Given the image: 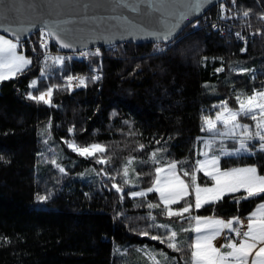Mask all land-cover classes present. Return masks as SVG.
<instances>
[{"label": "trees", "instance_id": "trees-1", "mask_svg": "<svg viewBox=\"0 0 264 264\" xmlns=\"http://www.w3.org/2000/svg\"><path fill=\"white\" fill-rule=\"evenodd\" d=\"M208 13L259 35L244 44L208 35L199 19L170 44L125 42L78 57L52 43L56 53L48 58L37 41L40 33L31 37L35 44L24 52L32 63L0 81V264H155L141 249L160 264H186L195 237L189 217L244 218L264 202V195L240 199L246 193L239 191L196 209L190 187L186 199L193 208L178 217L165 214L157 192L129 195L152 186L155 168L166 161L182 162V176L181 169L192 172L203 139L213 134L202 128L205 116L220 111L214 105L227 101L239 109L237 96L264 90V0H228ZM55 57L64 63H53ZM78 75L88 78L87 86H65L68 76ZM55 85L61 87L54 88L51 106L28 99V93ZM239 119L254 130L250 117ZM72 140L106 146L103 155L110 162L96 163L99 153L79 156L65 143ZM236 145L223 139V147ZM220 147L221 140H214L212 150ZM252 147L250 154L220 157V166H255L264 174V151L257 149L258 140ZM153 152L160 164L151 162ZM133 157L125 184L122 169ZM195 174L200 185L212 184L202 171ZM184 179L191 185L190 176ZM113 184L123 188V197ZM149 202L161 206L149 209ZM183 206L184 201L169 205L173 211ZM171 231L182 251L150 238Z\"/></svg>", "mask_w": 264, "mask_h": 264}, {"label": "snow or ice", "instance_id": "snow-or-ice-1", "mask_svg": "<svg viewBox=\"0 0 264 264\" xmlns=\"http://www.w3.org/2000/svg\"><path fill=\"white\" fill-rule=\"evenodd\" d=\"M147 3L148 0H145ZM118 3L127 7L132 3V0H118ZM171 0H152L149 4V11H164ZM204 4V0H192V3L185 6L184 10L176 13L177 20L186 19L190 13H195ZM134 10L139 11V6L133 4ZM4 7L9 9L11 14L14 8L11 4H5ZM245 17L249 15L247 11L243 13ZM175 27V25H173ZM46 31H43L41 35L49 39L55 38L59 41L60 46L63 48H72L74 45L68 42L66 37L62 33L66 32L61 28L59 24L45 25ZM6 31H12L15 35V42L11 39H7L4 36H0V81L14 78L17 74L22 73L24 69L32 63L30 58L19 54L17 52L20 44L21 36L14 29H6ZM171 29L160 34L162 39H168ZM156 35L157 33H152ZM41 45L44 48L48 47L46 40H41ZM99 54V50L97 53ZM87 55V53H82ZM70 59V58H69ZM53 63H64L63 57H55ZM218 69L217 71H222ZM87 77H67L66 87H72L73 81H77L76 86H87ZM92 79H99V77H92ZM32 87L36 86V81L32 82ZM60 85L49 86L46 90L40 91L38 95L28 93V99L34 100L38 103L43 102L48 105H52V97L54 88H59ZM243 96V98H242ZM236 100L239 104L238 110H233L228 107L227 101L222 102L220 105H214L218 107L220 111L216 113V119L205 116L203 118L202 130L213 133V137L204 143L205 149H211L212 144L217 136L221 138V147L219 151L225 153L223 147V139L228 138L233 140L239 145L233 152L226 154L233 155L240 152H250L249 142L253 140L259 141V148L264 151V90H253L252 94L237 96ZM241 115L250 117L254 122V130L248 124H242L239 122L238 117ZM223 125V130L217 127V124ZM237 129L240 131L237 132ZM69 131H73L70 129ZM68 147L76 152L79 156L90 158L97 157V153L100 156L96 159V163L108 164L111 157H105L103 154L107 151V147L98 143H92L87 146H80L74 140L65 141ZM143 149L144 145H140ZM203 156L205 159L197 160V167L192 172L186 169H181L184 177H191V185L181 178L178 174L177 165L182 162L178 161H166V167H156L155 177L152 181V186L148 187L146 191H132L129 195L133 198L146 197L149 192L159 193V199L163 202V206L166 210L165 214L169 216L182 217L185 213H189L193 208V203L189 202L186 198L194 192V207L199 209L205 204L216 203L223 199V197L230 193H236L243 190L246 195L240 197V199H248L252 197H259L264 195V175H260L258 169L255 166H249L244 168H232L222 170L219 166L218 155L209 156L208 151H204ZM135 158H129L126 165L122 169V176L124 183H129L128 165H130ZM151 162L153 164H160L161 161L157 159V153L151 154ZM55 163V161H53ZM60 171H64L63 168ZM202 171L206 177H208L212 184L211 186H201L197 183L196 172ZM105 175H108L105 172ZM139 175V174H137ZM110 179L115 180V176H110ZM117 192H120L123 197V188L120 185L113 184ZM37 199L41 202L47 199L46 196H38ZM184 201V206L173 211L169 205ZM239 200H237V203ZM160 204L148 203L149 209L160 207ZM149 218L155 221V217L149 213ZM189 219L195 221V227L192 229L197 233L195 241L188 245L191 249L190 261L186 264H264V203H260L256 211L253 212L245 225L239 217H234L230 220L214 219L212 217H189ZM235 225H241L246 227V231L241 232L239 227ZM150 227L162 228L167 230L168 225H158L153 223ZM229 230V233H234L235 238L229 239L226 237V243L222 246L227 251H221V248H217L213 245L212 241L224 230ZM186 230V229H185ZM144 236H149L148 231L140 233ZM177 232L171 231L169 235L162 237L151 235L153 240H159L160 243H167V247L174 251H182L179 243L177 242ZM150 260L155 264H160V261L156 259V256L150 253L147 249H141ZM164 255L165 261L168 260L166 254ZM251 258V260H250Z\"/></svg>", "mask_w": 264, "mask_h": 264}, {"label": "water", "instance_id": "water-1", "mask_svg": "<svg viewBox=\"0 0 264 264\" xmlns=\"http://www.w3.org/2000/svg\"><path fill=\"white\" fill-rule=\"evenodd\" d=\"M227 1L204 0L198 11L177 20L175 14L192 0H171L164 11H149L152 0L147 3L132 0L127 7L121 6L118 0H0V34L15 41L14 33L6 31L14 29L20 34L21 43L41 30L46 31V24H59L66 30L62 35L74 45L63 48L59 41L51 38L64 53L125 42L170 44L212 7ZM5 4L13 6L11 14ZM133 4L139 6V11L134 10ZM168 29H171L169 38L162 39L160 34Z\"/></svg>", "mask_w": 264, "mask_h": 264}, {"label": "built area", "instance_id": "built-area-1", "mask_svg": "<svg viewBox=\"0 0 264 264\" xmlns=\"http://www.w3.org/2000/svg\"><path fill=\"white\" fill-rule=\"evenodd\" d=\"M199 19H201V25H203L206 28V32L208 35H216V36H220V37H229L231 39H233L236 42H240V43H247L248 41L252 40L253 38L257 37L259 35L258 32L256 31H247L244 32V29L242 26H238L235 23L229 21V20H225L219 17H213L212 14L208 13V11L202 15ZM198 19V20H199ZM45 31V30H41L39 33V36L37 37V41L39 43V46L41 47V50L45 56V58H48L50 56H52L53 54H55L56 52L53 50L52 47V39H49L47 37H43L41 35V33ZM38 34V33H37ZM36 35V34H35ZM46 40L48 47L44 48L41 45V40ZM34 40H32V38H29L28 40L21 42L20 43V48L21 50L25 51L27 48L33 47L34 46ZM97 50H99V47H93V48H88V49H82L78 52H76V56L78 57H84L87 56L89 54H96ZM82 53H87V55H82ZM68 54H72V53H68ZM74 77H81V76H74ZM77 85V81H73L72 83V87L71 88H79L82 86H76ZM260 89H263L262 87ZM240 231L244 232L246 231V227L244 226H239ZM226 237H228L229 239L231 238H235V234L234 233H227ZM225 237V240H226Z\"/></svg>", "mask_w": 264, "mask_h": 264}, {"label": "rangeland", "instance_id": "rangeland-1", "mask_svg": "<svg viewBox=\"0 0 264 264\" xmlns=\"http://www.w3.org/2000/svg\"><path fill=\"white\" fill-rule=\"evenodd\" d=\"M0 36H4V35H1L0 34ZM5 38H7L6 36H4ZM7 39H9V38H7ZM13 42H15V41H13ZM17 52L19 53V54H22V55H24V56H26L25 55V52L23 51V50H21V48H20V44H19V46H18V49H17ZM27 57V56H26ZM28 58V57H27ZM29 66V65H28ZM33 81H36V84H37V79L36 80H33ZM32 81V82H33ZM32 82H31V85H32ZM233 110H238V109H233ZM242 116V115H241ZM240 117H238V120H239V122H240V119H239ZM213 120H215L216 119V117L215 118H212ZM241 123V122H240ZM218 125H220V127H218ZM217 127L218 128H220L221 130H223V125L222 124H217ZM240 130L239 129H237V132H239ZM213 137V134H209V135H207L204 139H203V141H202V144H201V146H200V148H199V155H200V158H199V160H203V159H205V157L203 156V152L204 151H208L209 152V156H212V155H218L219 157H222V156H234V155H241V154H250V153H253L254 152V148L252 147V141H250L249 142V148L251 149V151L250 152H240L239 154H233V155H228V154H226V153H228V152H233L234 151V149L235 148H238L239 147V145L237 144L236 146H233V147H224V149H225V153H221L219 150L218 151H213L212 150V147H213V144H212V147H211V149H205V147H204V143H205V141H207V140H209V139H211ZM221 140V138L219 137V136H217L216 138H215V140ZM224 139H228V138H224ZM257 149H259V147H257ZM219 166H220V163H219ZM164 167H166V166H164ZM249 167V166H248ZM220 168L222 169V170H225V168H222L221 166H220ZM238 168H244V167H238ZM229 169H232V168H229ZM177 170H178V174L179 175H181V173H180V171H179V169L177 168ZM130 172H131V168H130V165H128V173H129V176H128V179H130ZM260 174V173H259ZM260 175H264V174H260ZM181 178L182 179H184V177L181 175ZM185 180V179H184ZM186 181V180H185ZM202 186V185H201ZM208 186V185H207ZM211 185H209V187H210ZM203 187V186H202ZM143 191H146V190H143ZM241 191H243V190H241ZM159 194V193H158ZM231 194V193H230ZM256 211V210H255Z\"/></svg>", "mask_w": 264, "mask_h": 264}, {"label": "crops", "instance_id": "crops-1", "mask_svg": "<svg viewBox=\"0 0 264 264\" xmlns=\"http://www.w3.org/2000/svg\"><path fill=\"white\" fill-rule=\"evenodd\" d=\"M262 203H264V202H262ZM258 205H259V204H258ZM258 205H257V206H258ZM257 206L255 207V209H254V210H253L248 216H246V217H244V218H240V220L243 221V222L245 223V225H246V223H247V221H248L249 216H250L253 212H255ZM214 219H219V218H214ZM230 219H232V218H230ZM230 219H223V220L227 221V220H230ZM235 226L237 227V225H235ZM239 226H241V225H239ZM194 227H195V225H194ZM227 233H229V230L225 229L224 232H223L221 235L217 236V237L212 241V243H213V245H214L215 247H217V248H221V251H227V249H225V248L222 247V246L227 242V241L225 240V237H226V234H227ZM196 235H197V233H195L194 241H195ZM250 260H251V258H250Z\"/></svg>", "mask_w": 264, "mask_h": 264}, {"label": "bare ground", "instance_id": "bare-ground-1", "mask_svg": "<svg viewBox=\"0 0 264 264\" xmlns=\"http://www.w3.org/2000/svg\"><path fill=\"white\" fill-rule=\"evenodd\" d=\"M198 21V20H197ZM39 35V34H38Z\"/></svg>", "mask_w": 264, "mask_h": 264}]
</instances>
